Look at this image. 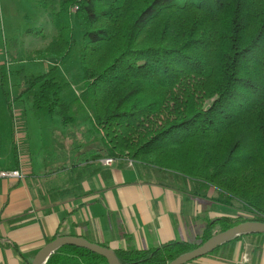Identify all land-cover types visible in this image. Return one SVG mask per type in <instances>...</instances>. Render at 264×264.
Returning a JSON list of instances; mask_svg holds the SVG:
<instances>
[{"label": "trees", "instance_id": "obj_1", "mask_svg": "<svg viewBox=\"0 0 264 264\" xmlns=\"http://www.w3.org/2000/svg\"><path fill=\"white\" fill-rule=\"evenodd\" d=\"M35 2L50 15L56 34L46 47L31 51L29 60L55 67L64 62L75 42L72 24L78 22L84 29V88L69 102L61 97L68 82L54 77L55 67L9 74L23 73L24 83L39 85L35 104L60 115L64 124L75 122L82 105L93 108L91 134L103 144L93 163L113 158L142 166L149 177L176 176L191 185L193 195L215 202V211L241 204L234 214L204 217L205 227L194 240L113 249L121 264H169L232 226L264 222V0ZM208 187L219 195L208 196ZM67 216L49 241L71 235L109 247L91 233L93 223H69ZM244 238L258 249L264 234L237 236L205 257L233 250ZM46 264L108 262L88 249L64 245Z\"/></svg>", "mask_w": 264, "mask_h": 264}, {"label": "crops", "instance_id": "obj_2", "mask_svg": "<svg viewBox=\"0 0 264 264\" xmlns=\"http://www.w3.org/2000/svg\"><path fill=\"white\" fill-rule=\"evenodd\" d=\"M8 60L9 66L16 62ZM46 63L55 67L51 61ZM101 160L81 163L82 180L78 175L77 183L68 186L61 182L67 168L58 166L50 172L35 173L22 153L20 160L5 164L6 168L0 164V173L22 172L21 178L0 177V264L32 262L68 214L66 222L93 223L91 233L111 249H149L183 241L175 226L183 225L180 216L186 208L177 191L160 183H140L145 177L136 163L131 166L127 161H115L106 165ZM186 196L184 204L189 203ZM248 246L247 257L243 250ZM231 249L189 264H264V238L261 248L244 238Z\"/></svg>", "mask_w": 264, "mask_h": 264}, {"label": "rangeland", "instance_id": "obj_3", "mask_svg": "<svg viewBox=\"0 0 264 264\" xmlns=\"http://www.w3.org/2000/svg\"><path fill=\"white\" fill-rule=\"evenodd\" d=\"M72 11L75 12V8ZM72 26L74 45L65 61L58 63L52 70L54 77L68 82V87L61 97L69 102L74 100L85 84L80 65L84 29L76 21ZM34 29H42L43 32L33 33ZM55 34L56 29L50 15L39 9L35 0H0V61L6 64L4 69L0 70V164L2 168H6L5 164L20 160L22 153L35 173L50 172L58 166L67 168L61 182L68 186L77 183L78 175L79 180H82L83 171L80 164L91 160L93 154L103 152V144L91 134L93 108L82 105L75 122L64 124L60 115H53L46 108L35 104L39 85L30 87L24 83V74H39L53 67L45 61L38 62L29 58L33 57L31 51L46 47ZM27 56L28 60L25 59ZM9 58L16 59L12 66L8 64ZM22 68L25 70L24 74H9L10 70ZM5 93H8L11 108ZM132 165L134 166V163ZM139 172L145 177L140 183H160L168 188L172 185V189L177 191L176 194L182 197L186 208L185 214L180 216L183 225L175 228L176 234L183 240H194L203 231L206 224L204 217L207 215L218 217L224 212L234 214L235 210L241 209V204L234 202L228 209L218 207L215 211V202H206L201 197H196L189 188L191 185L177 182L176 176L166 175L160 178L152 173L147 177L145 169L141 166ZM205 190L208 196L219 195L211 187ZM184 196L188 199V204L186 200L184 204ZM249 249L248 246L243 250L247 257Z\"/></svg>", "mask_w": 264, "mask_h": 264}, {"label": "water", "instance_id": "obj_4", "mask_svg": "<svg viewBox=\"0 0 264 264\" xmlns=\"http://www.w3.org/2000/svg\"><path fill=\"white\" fill-rule=\"evenodd\" d=\"M251 233H263L264 234V222L259 221H247L239 223L235 226L228 228L223 232H219L202 245L198 246L192 251L184 253L169 264H186L197 258L203 257L212 251H214L219 246L224 243L229 242L233 238ZM64 245H73L80 248L88 249L94 253L102 255L107 259L108 264H121L118 257L116 256L113 249L109 247L102 246L97 243H93L83 237L64 235L56 237L55 239L49 241L34 257L31 264H46L50 256L55 253L57 249Z\"/></svg>", "mask_w": 264, "mask_h": 264}, {"label": "built area", "instance_id": "obj_5", "mask_svg": "<svg viewBox=\"0 0 264 264\" xmlns=\"http://www.w3.org/2000/svg\"><path fill=\"white\" fill-rule=\"evenodd\" d=\"M115 161L116 160L113 159V158H105V159L101 160V162L103 164H106V165H111ZM132 163L133 162L130 161V164H132ZM0 177H2V178H21L22 177V172H21V170L2 171L0 173Z\"/></svg>", "mask_w": 264, "mask_h": 264}]
</instances>
